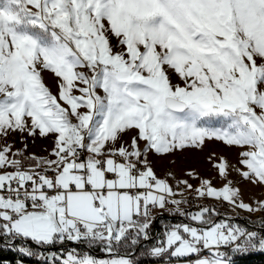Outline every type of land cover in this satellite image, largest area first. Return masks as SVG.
Here are the masks:
<instances>
[{"label":"snow or ice","instance_id":"obj_1","mask_svg":"<svg viewBox=\"0 0 264 264\" xmlns=\"http://www.w3.org/2000/svg\"><path fill=\"white\" fill-rule=\"evenodd\" d=\"M12 134L52 136L55 159L0 147V249L38 264H134L160 209L189 221L146 250L166 264L264 252V233L217 221L213 207L186 211L181 185H193L158 178L149 160L216 140L240 149L242 180L264 185V0H0V139ZM216 167L227 183L204 179L197 198L264 211L242 201L226 160ZM65 242L110 258L51 251Z\"/></svg>","mask_w":264,"mask_h":264},{"label":"rangeland","instance_id":"obj_2","mask_svg":"<svg viewBox=\"0 0 264 264\" xmlns=\"http://www.w3.org/2000/svg\"><path fill=\"white\" fill-rule=\"evenodd\" d=\"M42 75L46 86L54 95H58V78L50 71H45ZM173 82L179 83L178 77L174 76ZM75 94L79 95L78 92ZM134 134L135 130L126 134L123 139L130 143V138ZM5 143L13 145V152L23 150L25 144H27V150L24 152L25 156L34 154L36 157L55 159L54 156L50 155L54 147L52 136L41 137L37 134L35 138L26 137V139H22L19 134H12L6 140L0 139V147H3ZM239 153L240 149L237 147L227 146L216 140H206L202 148L188 147L168 155L149 154V160L156 176L161 179L167 178L168 182L174 187L177 182L185 180L193 185V188L200 187L202 180L207 179L218 190L224 187L227 181L221 178L216 165L226 160L229 165L228 180L233 181V187L239 189L242 201L255 207L256 202L264 201V185L242 180L236 171V168L240 167ZM25 163L28 164L29 162L25 161ZM189 173L193 175L190 176ZM182 187L183 185H181ZM235 209L237 216H247L252 220H264V211L250 213L240 208Z\"/></svg>","mask_w":264,"mask_h":264},{"label":"trees","instance_id":"obj_3","mask_svg":"<svg viewBox=\"0 0 264 264\" xmlns=\"http://www.w3.org/2000/svg\"><path fill=\"white\" fill-rule=\"evenodd\" d=\"M215 217H218V215ZM154 218L155 219L150 228L151 237H152L151 240L143 242L140 248L131 250L132 255L130 258L134 260V264H153L155 262L162 261L161 259L153 258L150 255H148L146 250L149 249L154 244H156V242L163 237L166 226L174 225L176 223L187 222V220L184 217H181L178 214L171 215L168 212L155 215ZM238 218H239V223L242 226H247L248 224L260 225V220L249 221L239 216ZM32 246L36 247L35 245ZM69 246H72L73 248L76 249L89 250L93 255V257L95 258L96 257H101V258L104 257L105 259L110 258L108 253L102 251L101 246L99 245L86 246L83 243L75 244L72 242H65L64 245H57L53 247L51 251H57L58 249L64 250ZM124 251L125 250H120L122 254ZM18 259H22L24 261V264H38V262L34 259L28 257H21L19 254L15 252L8 251L6 249H0V262L8 261L10 262V264H16V261ZM233 259H234V264H264V252H251L246 255H236Z\"/></svg>","mask_w":264,"mask_h":264},{"label":"built area","instance_id":"obj_4","mask_svg":"<svg viewBox=\"0 0 264 264\" xmlns=\"http://www.w3.org/2000/svg\"><path fill=\"white\" fill-rule=\"evenodd\" d=\"M37 170H39V169H37ZM199 188L200 187H194L192 189H184L183 187L181 188L183 190L184 198L191 201V203L182 205V207L186 211H196V210H198L199 206L213 207V208L217 209V211L219 212L218 217H214L217 221H219L220 219H226L229 222H234V223L240 225L239 218H238L237 213L235 211L236 209L234 208L233 205H230L228 202L221 203L219 201L213 200L212 198H197L195 196V189H199ZM172 207H174V206H172ZM239 217H241V216H239ZM242 218L247 219L249 221H255V220L250 219L247 216H243ZM187 222H189V221H187ZM245 227H247L249 230H255V231H259V232L264 233V228H261L259 225H253V224L249 225L248 224ZM73 249H75L79 253L92 255L89 250L76 249V248H73L72 246H69V247L65 248L64 250L71 251ZM153 264H166V261L162 260V261L155 262Z\"/></svg>","mask_w":264,"mask_h":264},{"label":"crops","instance_id":"obj_5","mask_svg":"<svg viewBox=\"0 0 264 264\" xmlns=\"http://www.w3.org/2000/svg\"><path fill=\"white\" fill-rule=\"evenodd\" d=\"M39 158V157H38ZM177 198H180L179 194L177 195ZM169 207H172V205H169ZM164 210L155 209L153 210V216L164 213ZM97 259H105L104 257H96Z\"/></svg>","mask_w":264,"mask_h":264}]
</instances>
